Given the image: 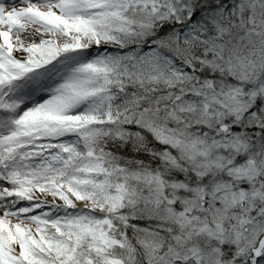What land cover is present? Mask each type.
<instances>
[{"label":"snow or ice","instance_id":"obj_1","mask_svg":"<svg viewBox=\"0 0 264 264\" xmlns=\"http://www.w3.org/2000/svg\"><path fill=\"white\" fill-rule=\"evenodd\" d=\"M0 264H264V0H0Z\"/></svg>","mask_w":264,"mask_h":264}]
</instances>
